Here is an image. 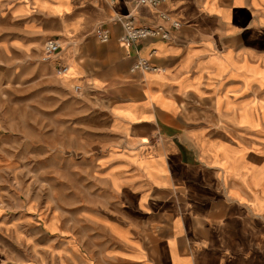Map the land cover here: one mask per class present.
I'll list each match as a JSON object with an SVG mask.
<instances>
[{"label":"crops","instance_id":"0c3cea01","mask_svg":"<svg viewBox=\"0 0 264 264\" xmlns=\"http://www.w3.org/2000/svg\"><path fill=\"white\" fill-rule=\"evenodd\" d=\"M160 11L180 23L169 40L118 41L114 16ZM48 39L47 64L102 107L104 173L76 211L90 226L59 248L26 239L23 264H264V0H0V60L22 66Z\"/></svg>","mask_w":264,"mask_h":264},{"label":"rangeland","instance_id":"374dc122","mask_svg":"<svg viewBox=\"0 0 264 264\" xmlns=\"http://www.w3.org/2000/svg\"><path fill=\"white\" fill-rule=\"evenodd\" d=\"M11 62L0 60V261L23 264L26 239L59 248L67 228L90 226L75 215L90 209L104 173L95 149L106 123L90 93L64 85L69 73L59 76L40 53Z\"/></svg>","mask_w":264,"mask_h":264},{"label":"built area","instance_id":"2783aa9c","mask_svg":"<svg viewBox=\"0 0 264 264\" xmlns=\"http://www.w3.org/2000/svg\"><path fill=\"white\" fill-rule=\"evenodd\" d=\"M134 5H147L150 7H157L165 0H131ZM159 22L154 25L137 24L131 14L118 15L113 17V22L121 26L122 32L118 37V41L131 46L140 39L145 38H159L169 40L171 31L180 27V23L173 19L168 13L160 11L158 14ZM96 39L100 42H106L109 39V31L101 25H97L94 30ZM60 42L56 39H48L45 41L40 60L49 63L54 60L56 53L60 50ZM132 71H149L155 68L147 59L137 58L132 64ZM57 74H62L67 70L65 65L57 64L54 68Z\"/></svg>","mask_w":264,"mask_h":264},{"label":"bare ground","instance_id":"6f19581e","mask_svg":"<svg viewBox=\"0 0 264 264\" xmlns=\"http://www.w3.org/2000/svg\"><path fill=\"white\" fill-rule=\"evenodd\" d=\"M68 73H69V70H68V67H67V70H66L64 73L59 74V75H66V74H68Z\"/></svg>","mask_w":264,"mask_h":264}]
</instances>
